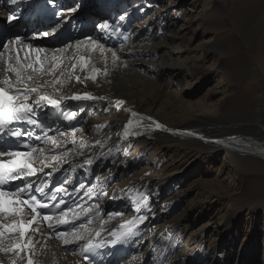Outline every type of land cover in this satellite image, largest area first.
Listing matches in <instances>:
<instances>
[{
  "label": "bare ground",
  "instance_id": "6f19581e",
  "mask_svg": "<svg viewBox=\"0 0 264 264\" xmlns=\"http://www.w3.org/2000/svg\"><path fill=\"white\" fill-rule=\"evenodd\" d=\"M16 1H24L27 6H29L31 3L30 0ZM63 1L66 4L64 9L65 16L72 14H83L88 10V12L91 14H96L92 15L90 20L96 19L98 25H102L106 22L109 27L101 30H97L96 28L94 30L93 40H97L96 46H93L91 41H81L79 47H77V41L74 40L69 45H65L62 48L64 49L63 52L58 51L55 53L56 55H60L64 58L63 63L56 72V75L60 77V79H66V83L63 85H57V88L59 89V95L64 96L73 91H88L94 93L97 98L95 103H91L89 106L81 105L76 110L77 117L82 120V127L80 129L76 130L75 133H72L73 129H66L63 132V136H55L56 139L61 142L58 147L54 146L51 142L43 146L45 149L44 157H48V160H46L45 163L55 165L53 167L45 168L61 169L66 172L70 178H73L76 175V177L86 187V189H84L82 192L81 197L77 200L76 209L69 213L68 217L69 220H73L75 214L82 213L85 209H91L87 215L80 216L79 219L85 221L84 228H78L75 230L76 232H82L86 235H89L93 239V242H104L109 240V238L106 237L110 233L117 230L119 226H122L124 229L128 230V238L126 241L131 256L128 259H125L123 262L118 260V264H164L166 257L170 255V251H167V245H158L157 240L162 235L154 237L152 245L150 247H146L143 250L144 252L142 255L139 254L144 236L149 234L152 235L151 233L153 225L159 221H162V219L165 220V218L171 214L173 210L171 207L173 200L161 201L158 198L159 194H157L156 191H152L153 199H142L143 190L141 189L140 191L137 184L131 183L129 186L123 187L124 185H122L121 181L119 180H121L124 175H128L130 172H133V170L139 166L138 162L135 164H129L132 161L126 158L124 166L122 163H117L114 165L112 162L107 160L100 162L97 160V158H93L89 151H99V153H102L103 156L105 151H108L109 154L116 156L117 154H126L127 149L132 146L135 151L137 150V152L140 153L145 145H151L155 141L164 143L165 145L168 144V146L176 145L183 147L189 144L191 146L196 145V148H198L197 146L201 148V144L198 143L200 141L198 140L181 137L176 134L171 135L165 131L169 127H174L172 126L174 124L195 125V122H197L200 123L201 134L206 136L208 139L214 138L226 143L231 142V148L243 150L246 156L254 158L257 155H260L264 159V113H259L261 108H264V104H261L263 107L259 106L258 113L256 112V116L262 119L260 121H246L245 119L241 120L238 119V117H240L242 114H239V112L234 114L232 112L233 114L223 115L231 116L228 118L229 121L223 119L225 122L223 121V123H217L219 121L217 119H221L223 116L218 117L215 120L212 118L218 116L217 113L219 112V109L217 106L222 104V101L215 102L211 105L206 102L205 98H201L197 101H188L187 99L191 98L192 100V96L195 94L196 87H198L197 82L189 81L184 78L183 72L185 70V65L183 63L176 62V60L171 57V51L169 52L168 50L172 40L180 39V41H183V39L186 37L185 34L176 30L173 33L170 32L172 34L170 36H168L167 33V36L163 33L159 34L160 30H154L153 33L151 30V24L154 21V18H150V20L147 19L149 21L148 23L143 22L138 28V32L136 30L135 32H130V22L126 20L127 17L125 18L121 15L122 9L130 0H104L106 1V6L103 8L104 10L109 11L108 16L97 10V0H84L81 4H75L73 0ZM10 3L11 2L7 0H0L1 12L5 11ZM151 3V0H138L132 4V7H136L138 14L145 13L150 8ZM261 21H263V17L259 18L257 25ZM257 25L255 24L252 28L256 29ZM209 29L210 28L205 24H198L195 28V31H199L200 36L204 37L205 34L208 33ZM117 31H122L124 33L126 44L129 46L124 45L114 48L112 44H110V41H112L116 36ZM191 32L194 33V30ZM155 37H159L161 42L157 44L154 43L155 46L152 47L151 44H148V42L153 41ZM249 37L250 33L245 36V38ZM101 44L104 45V47H100L99 45ZM236 47L238 53L242 54L243 47L241 45V39L240 44H236ZM113 52L116 53L115 58L112 56ZM2 53L3 55L0 56V77H2L4 74V69L7 66L5 62L9 61L10 56V62L19 67V65L16 64L17 56L11 52L10 46L8 50H5ZM140 53L142 56H139ZM52 54L53 52L49 51L47 56L50 57ZM152 55L159 57V65L155 66L152 64L153 66H144V64H146L145 62H148L149 60H151L150 62L153 61V58H150ZM81 56L85 58L86 66L82 67V63L79 59ZM24 57L25 54L20 52V60L23 63H27V60H25ZM139 57L145 58L139 59ZM202 59L205 61L207 60L205 56H203ZM202 59H199V62ZM243 62L245 65H242L243 68L241 67V69H247V60L245 58L243 59ZM73 64L76 65L74 69L72 67ZM191 64L194 66V68H196L195 63L192 62ZM166 66L168 68H174L175 71L177 70L176 74H178L180 78L183 77L184 83L182 86L180 80H177L178 78L176 77L175 80H171V82L168 83L160 82L161 78L165 76L163 68ZM139 68L145 71L143 74L155 77L156 81H154V86H156V88L154 90L156 91L154 94H152L154 91L153 90L152 93H145V95L141 96L140 93H137V87L135 89V86L133 85L134 87L131 88V83L129 82L130 85H128V80L123 79L120 76L121 73L124 72L123 70L137 73ZM112 69H116L118 71H111ZM213 69L214 68L210 67L206 68V72L203 73L208 76L209 73L213 71ZM61 72H63V76H61ZM69 73H71L70 78L68 75ZM240 73V71L236 73L235 77L238 78ZM9 75L11 76L12 74L9 73ZM76 76L80 77V82L76 80ZM93 76H95V79L91 78ZM12 79L14 80L15 77L12 76ZM44 79L51 80L53 77L46 76ZM199 79L201 80V77ZM167 89L171 90L167 92ZM212 92L217 93L216 88L212 89ZM48 93L52 94L51 89H48ZM32 95L35 96L38 94L33 93ZM162 96L163 101H161L162 103L160 104L159 100ZM100 97H103L104 99H99ZM117 101H124L125 103L117 104ZM258 101L261 103L263 102L260 99ZM99 105H101V107L98 108L97 106ZM93 106L98 108L100 119L93 120L92 117L90 118L89 116L85 119L87 110L94 109L95 107ZM210 106H212V108H209ZM137 111L151 114L156 123L161 125L159 128H157L155 125V131L151 133V137H155L153 140L145 135L134 142L123 140L121 130L125 123L131 121L132 118L130 117V114ZM173 116L178 118L177 122L173 120L174 118L172 119ZM117 123H119L118 126H116ZM255 124L262 126L260 129V131H262V135L260 133V135L255 137L262 143L254 149L251 148V146L248 148L245 146L242 147V138L247 136L254 137V135H256V133L253 132V130L257 127ZM211 126L215 128L213 131L210 129ZM111 130H114L113 133H111ZM215 132H222L220 134L226 135L218 136L219 133ZM73 135H76V137ZM71 141H73L75 144L74 148H68L71 144H73ZM202 142L205 144L203 146L204 149H212L213 145L210 144L209 141L205 142V140H203ZM226 143L221 144L217 148L223 151L225 149L224 152L228 154L231 152V148H228ZM207 144H209V146ZM63 153H67V155L64 156L63 160L59 161V163L51 161V157L53 155L60 156ZM38 155L39 151L35 157ZM41 159H43V157H41ZM89 160L92 161L91 164L87 163ZM37 163L43 166V164H41L39 161H37ZM245 164L243 165L241 161L232 163V166L239 171V174L235 173L233 176L236 182L239 178L242 180L244 178L248 179L252 181L253 184H261V182H264V164H259L258 166H261V169L258 170L252 167L250 168L248 165L245 166ZM107 166L110 167V170L108 172L106 171L107 173H103L102 171ZM121 167L123 168L119 170ZM172 176L173 174L171 177ZM209 180H212V178ZM210 187L204 188H207V190H210L213 193L216 192V189H219L217 183H212ZM205 193L199 192L195 196H192L190 200L188 199V207L192 209L196 203L202 201V198L205 197ZM157 205H160L162 208L157 210ZM262 213L264 216V208ZM141 217L144 219L141 220ZM152 218H154V220ZM7 221H14V218L9 216ZM56 221H58V219L54 220V222ZM6 232L8 231L4 232L3 237V244L5 246L14 243L18 239L16 232L12 234H7ZM73 232H69V236L67 238L71 239ZM97 232L100 233L99 236L96 235ZM257 232L260 237L261 230L258 229ZM143 234L144 236L141 239V235ZM261 235V238H263L262 251L264 253V230ZM31 239L35 245L34 248L31 249L30 253L34 264H85L81 259L82 253L80 252V249L75 246V244L65 246L62 243V238L55 239V235H52V238H48L47 234H40L32 237ZM186 240H188L191 245H194L189 254L190 256L183 254L178 255L177 259L173 260L174 264L199 263L195 259L202 255L201 253L203 252L202 247L204 246V243H193V240H195L193 235H188ZM77 243H83V241ZM27 259L28 258L26 257L25 252L17 254L15 252L5 253L0 251V264H27ZM216 262L212 264H216Z\"/></svg>",
  "mask_w": 264,
  "mask_h": 264
},
{
  "label": "rangeland",
  "instance_id": "374dc122",
  "mask_svg": "<svg viewBox=\"0 0 264 264\" xmlns=\"http://www.w3.org/2000/svg\"><path fill=\"white\" fill-rule=\"evenodd\" d=\"M73 1L75 4H81L84 0ZM136 1L138 0L127 2L121 12V15L127 17L126 20L130 22V32L137 31L143 22L148 23L150 18H154L151 24L152 32L160 30L159 34L170 36L172 35L170 32L173 33L176 30L186 35L183 41L172 40L168 50L171 51V57L176 62L185 65L184 78L197 82L198 87H196L195 94L192 96V100L190 98L187 99L188 101L205 98L210 105L222 101V104L217 106L218 116L212 118L213 120L236 112L242 114L238 117L241 120H262L256 116V112L258 113V107L264 104V0H151L150 8L140 14L137 13L136 7H132ZM96 8L97 10L103 9V7ZM261 17H263V21L257 25V21ZM198 24H205L210 28L204 37L200 36L199 31H195ZM255 24L257 28L253 29ZM193 30L194 33L191 32ZM248 33H250V37L245 38ZM240 39L243 47L242 54L238 53L236 47V44H240ZM159 42L161 39L155 37L148 44L154 47ZM122 45L129 46L126 43ZM139 56L142 54L140 53ZM203 56L207 58L206 61L202 59ZM143 58L145 57H139V59ZM150 58H153V61L145 62L144 66L159 65L158 56L152 55ZM244 58L247 60V69H241L242 65H245ZM199 59L202 60L199 62ZM192 62L196 64V68L191 64ZM209 67L214 69L207 76L204 73ZM113 70L118 71L116 69L111 71ZM123 71L120 76L128 80V85H130L129 82L131 83V88L135 86L136 89L137 87V93H140L141 96L145 93H152L156 88L154 86L155 77L143 74L145 71L141 68L137 70V73ZM163 71L165 76L161 78V83L171 82L176 77L182 86L184 80L183 77L180 78L176 74L177 70L166 66ZM239 71L242 76L239 75L236 78L235 74ZM215 88L217 93L212 92V89ZM170 90L167 89V92ZM259 99L263 102H259ZM161 101H163V96L159 100L160 104ZM93 107L95 108L87 110L85 119L88 116L93 120L100 119L98 108L101 105L97 106L98 108ZM263 111L264 108H261L259 113L263 114ZM229 117L231 116H223V118L217 119L219 120L217 123H223L224 120L229 121ZM172 119L176 122L178 120L176 116H173ZM195 124L200 125L197 122ZM177 125L180 124L172 126ZM255 126L258 127L253 130L256 135L242 138V147L251 146L254 149L262 143L255 138L260 133L262 135V131H260L262 126L256 124ZM114 130H111V133ZM215 133H219L218 136L226 135L220 134L222 132ZM73 136L76 137V135ZM71 142L73 144L68 148H74L75 144L73 141ZM198 143L201 144L202 149L199 146L196 148L195 144V146L192 145L193 147L189 144L180 147L168 146V144L155 141L151 145H145L140 153L135 151L132 146L127 149L124 155L113 156L105 151L103 156L96 150L89 152L98 161L107 160L114 165L122 163L124 166L126 159L132 161L128 162L129 164L138 162L139 166L133 172L124 175L123 180H119L124 185L123 187L129 186L131 183L137 184L139 190H143L142 199H153L152 191H156L160 195L158 198L161 201L173 200L171 214L165 220L162 219L153 225L152 235H141L142 238L144 236V239L139 255L143 254L146 247L152 245L154 237L162 235L157 243L158 245H167V251H170L164 264H169V262L174 264L173 260L177 259L178 255L190 256L191 248L194 245H191L186 238L188 235H193L196 240V242L193 240V243H204L202 248L205 252L195 259L199 262L198 264H212L216 261V264H264L263 238H261L264 230L262 213L264 182L253 184L252 181L245 178L243 180L239 178L236 182L233 176L235 173L239 174V171L232 166V163L241 161L243 165L246 163L245 166L248 165L250 168L258 170L261 169V166L258 165L264 164L263 157L260 155H254V158L248 157L243 150L239 149L237 151L230 149L231 152L227 154L224 152L225 149L223 151L217 148V145H213L209 150L204 149L203 142ZM207 145L209 146V144ZM109 170L110 167L107 166L102 172L107 173ZM211 178L212 180H209ZM212 183H217L219 187L214 193L207 190ZM199 192H206L205 197L190 209L188 199L190 200ZM161 208L160 205L156 206L157 210ZM152 219L154 220V218ZM258 229L261 230L260 237ZM170 246L174 247V255L173 247Z\"/></svg>",
  "mask_w": 264,
  "mask_h": 264
},
{
  "label": "snow or ice",
  "instance_id": "6c2138e0",
  "mask_svg": "<svg viewBox=\"0 0 264 264\" xmlns=\"http://www.w3.org/2000/svg\"><path fill=\"white\" fill-rule=\"evenodd\" d=\"M11 3H15L16 0H9ZM50 4L55 7V0H48ZM9 21L14 19L10 16ZM109 25L105 22L102 25H97V30L108 28ZM44 37L49 35V32L45 31L41 34ZM22 37L17 35L14 39L8 41H0V49L8 50L10 44L21 45L16 49L17 61L16 65L9 61L5 62L6 67L4 69V74L0 77V136L8 137L6 145L0 147V214L8 216H17L22 212V206L27 205L31 208L32 213L35 215L32 216V219L25 223L24 221H19L11 224L0 223V251L8 253L15 252L17 254L25 252L28 250L29 258L27 259V264H34L33 259L31 258V249L34 248V242L31 238L25 240L27 231L39 232L43 234L39 228L33 229L32 224L37 222V217L43 216L44 221L52 220V215L48 212H41L40 210H48L50 212V206L47 203H43L37 199L35 195H32L31 189L32 185L29 183H16V181H27L29 177H33L37 174L38 171H42L43 168H37L34 165L37 161L43 164L44 167H53L54 164L45 163L48 160V157H44V148L39 149V155L34 157L33 152L37 151L36 146H32L31 151L20 150L21 148H28L29 141H42L45 145L51 142L54 146H59L60 141L56 137L49 135V132L53 131L50 125L44 123L40 119L39 109L43 107H58L61 105V102L66 99L64 96L59 95V89L57 85H63L66 83V79L62 80L56 75L57 69L63 63L64 58L60 55H56L57 51L63 52L64 49L52 50L53 54L49 57L47 55L41 56V53L45 52L43 48H32V51L35 52V57L32 58L30 53H26L24 59L27 60V63H23L20 60V52L24 48H31V45L23 44ZM87 41H91L93 46H96L97 40L89 35L86 37ZM77 47H79L81 41H77ZM104 47V45H99ZM3 53L0 52V56ZM113 58L116 57V53H112ZM80 61L82 67L86 66L85 58L81 56ZM73 69L76 67L75 64L72 65ZM30 70V71H29ZM9 73L12 75L10 76ZM69 78L71 73L68 74ZM12 76L15 79H12ZM46 76H52L53 79L48 80L44 79ZM63 76V72H61ZM78 82H80V77H75ZM95 79V76L91 77ZM48 89H51L52 95L48 94ZM33 93L38 95L33 96ZM42 93V94H41ZM71 99L81 100V99H92L93 97L90 94L83 95H73ZM99 99H104L100 97ZM117 104H123L124 101H117ZM133 115H137L133 113ZM76 116V113H72L71 116H66L67 119H72ZM149 119H151L149 117ZM18 125V127H17ZM27 125L28 127H24ZM156 127L159 128L161 125L156 123ZM36 128L40 130V133L37 134L31 129ZM75 131V129H73ZM60 136H63L64 133H59ZM23 138V142L22 139ZM204 139L203 137H200ZM220 142V141H212ZM99 143V142H97ZM67 153H63L60 156L53 155L51 161L59 163L63 160L64 156ZM7 157L8 159H3ZM43 157V159H41ZM88 164H91L92 161H87ZM62 189H57L60 191ZM53 200L56 199L55 196L52 197ZM34 202V203H33ZM59 204L65 205V208L62 209L58 215V222L54 226L49 223L48 227L56 229L61 225H68L74 220H78L81 215H87L91 209H85L82 213H77L73 217V220L68 219L69 213L74 210L67 206L66 202L63 200L59 201ZM51 207H59V205H52ZM96 207V206H93ZM141 220L144 218L141 217ZM74 229H75V225ZM79 228H84V224L81 223ZM5 231H15L18 233L19 238L12 244L5 246L3 244V237ZM97 236L100 235L99 232L96 233ZM116 237V240L111 241L115 243L117 241H123L128 238V234L121 232L119 234L113 233ZM69 236L68 231H56V237L62 238L63 245H73L80 249V252L83 254V259L91 264V253L95 252L96 249L100 248L102 245L100 243H94L93 239L82 232L74 231L72 238H67ZM51 238V236H49ZM83 241V243H77Z\"/></svg>",
  "mask_w": 264,
  "mask_h": 264
}]
</instances>
